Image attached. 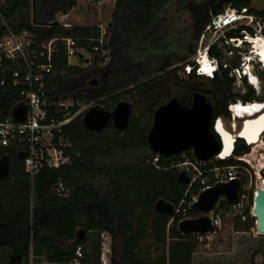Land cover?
Wrapping results in <instances>:
<instances>
[{"label":"trees","instance_id":"1","mask_svg":"<svg viewBox=\"0 0 264 264\" xmlns=\"http://www.w3.org/2000/svg\"><path fill=\"white\" fill-rule=\"evenodd\" d=\"M254 1L114 0L106 25L107 62L100 64L95 53L87 64L69 65L60 44L52 98L94 101V108L103 112H110L120 101L127 102L131 107L128 125L120 131L109 122L95 132L82 125L83 114H79L65 131L71 142V163L57 169L42 167L32 179L24 170L23 153L0 147V157L9 160V173L0 179V264H72L78 248L82 253L79 264H100L102 233L110 239L109 264L191 263L198 240L191 233H181L177 219L168 226L172 217L168 207H176L186 190L178 180V169L172 167L181 156H161L156 168L148 162L154 154L147 134L155 110L172 98L190 106L193 93L204 94L212 106L211 124L228 112V104L236 99H259L245 77L248 92L240 97L234 93L229 76L232 67H224L229 49L223 40L208 50L209 56L219 59L213 77L197 74L194 69L186 73L183 68L193 65L191 57L211 17L227 6L247 8L264 19V8L256 11ZM75 5L76 0H6L0 10L12 29L28 30L39 41L55 36L97 37V25L55 23L56 15L67 14ZM242 30L253 34L243 25L225 34L239 37ZM80 42L92 51V43ZM234 50L233 68L238 66L236 55L241 48ZM251 64L260 75L257 64ZM135 94L138 99L134 105L128 98L135 99ZM17 105L18 90L11 84L0 88V120L13 117ZM210 131L216 136L212 127ZM247 151L248 145L238 140L232 157ZM232 157H212V164H241ZM59 181L68 190L65 197L54 192ZM244 181L240 179V185ZM249 196L245 219L235 215V227L244 231L255 226V218L250 216L252 190ZM157 200L165 203L163 211L155 210ZM218 204L221 208L228 205L222 199ZM146 239L151 243H145ZM14 257H20L19 261Z\"/></svg>","mask_w":264,"mask_h":264},{"label":"built area","instance_id":"2","mask_svg":"<svg viewBox=\"0 0 264 264\" xmlns=\"http://www.w3.org/2000/svg\"><path fill=\"white\" fill-rule=\"evenodd\" d=\"M5 1L0 0V7L5 4ZM0 19L3 26L0 28V88H5L9 84L15 87L18 90L17 107H23V117L20 120L15 119L14 116L0 120V147L20 150L23 153L24 170L32 179L42 167L57 169L71 163L72 155L69 152L71 142L65 131L71 127L73 120L79 114H85L95 107L94 101L52 98L51 93L55 92L56 89L51 82L55 75L54 65L59 46L61 44L63 47V54L69 65H73L70 63L73 56H78L84 61V64H87L95 53V55H99V63L104 64L108 60L107 24L97 25L99 28L97 37L55 36L39 41L36 35L28 30L12 29L3 19L1 10ZM263 20L247 8L238 10L227 6L222 13L212 16L209 23L204 27L195 54L191 57L193 65H185L183 67L185 72L194 69L197 74L206 76L207 74L205 75L204 71H201L202 64L199 62V58L207 55L212 45L223 40L227 44L231 43L235 48H239L243 46V40L246 39V36H257L258 34L264 36ZM237 25L253 29V34L247 30H242L239 37H226V31L236 28L234 26ZM80 41L92 43V51H88L83 44H80ZM214 63L219 64V59L213 57L212 64ZM249 63V57H245L238 66L232 69L233 73L244 77ZM255 104L259 103L255 101L243 102L236 99L231 102L229 108L233 115V113L251 110ZM261 137L263 140L262 134ZM153 154L148 162L159 168L161 155ZM178 155L181 158L173 163L172 167L177 168L178 171H183L188 177V182L185 184L186 190L183 198L176 207H173L168 226L174 219H177L178 225L183 220L196 218L197 215L192 214L194 211L192 206L197 201L201 191L217 183H225L232 179L239 181L235 167L249 166L252 168L251 160H254V157H250V153L246 152L233 156L236 161L241 163L240 165L216 166L212 164V157L208 160H199L191 149ZM254 173L263 181L264 177L261 178V174L264 173V167H260ZM259 186L257 185L255 188ZM250 191V187L240 185L237 201L228 203L224 208L219 207L218 204L220 199H224H218L212 211L206 214L211 221L210 230L202 234L192 233L196 239L201 242L208 241L216 235L220 228V215L223 212L234 213L244 220V210L250 205ZM54 192L62 197L68 194V190L64 188L61 181L56 183ZM254 194L255 191L252 190V205ZM103 236L109 238L106 233H102L101 238ZM109 250L110 247L102 240L99 255L100 264H109ZM76 256L72 264H79L78 257L82 256L80 248L76 250ZM29 264L33 263L30 262ZM39 264L49 263L43 261Z\"/></svg>","mask_w":264,"mask_h":264},{"label":"water","instance_id":"3","mask_svg":"<svg viewBox=\"0 0 264 264\" xmlns=\"http://www.w3.org/2000/svg\"><path fill=\"white\" fill-rule=\"evenodd\" d=\"M253 7L256 11L264 8L263 0H255ZM55 23H59L55 21ZM212 106L202 93L195 92L192 96L190 106H183L174 98L158 107L153 115L152 126L147 134V142L151 152L161 156L172 157L179 153L191 149L195 157L199 160H208L216 156L220 160L227 159L232 156L235 144L238 140H242L245 144L250 145L240 134L244 129L247 121L256 120L264 116V107L261 111L254 113L245 118H236L242 120L237 133L233 132L239 128L228 129L226 133L230 136L231 150L228 154H222L225 148L224 134L222 128V118L217 117L211 124ZM131 107L127 102H118L112 111L103 112L96 108L87 111L81 117L82 125L91 131L100 132L109 122L117 130H124L129 121ZM15 119L20 120L23 117V107L19 106L13 111ZM235 119V117H234ZM225 125V123L223 122ZM212 127L216 136L210 131ZM264 131V127L258 134ZM257 134V135H258ZM254 141L258 140V136ZM232 136V137H231ZM9 173V160L6 156L0 157V179L5 178ZM178 180L186 184L188 177L183 171H179ZM240 183L236 179H232L225 183H217L209 187L198 196L197 201L193 204L194 211L201 213L200 216L193 219H186L178 223L177 228L181 233H205L211 228V221L206 215L211 212L216 205L218 199L223 198L227 203H235L237 201ZM165 203L157 200L154 208L157 211H163ZM168 213L173 212V207H168ZM251 214L255 218L256 230L258 234L264 235V191L257 189L253 196V207ZM19 261L20 257H17ZM14 264H18L14 263Z\"/></svg>","mask_w":264,"mask_h":264},{"label":"rangeland","instance_id":"4","mask_svg":"<svg viewBox=\"0 0 264 264\" xmlns=\"http://www.w3.org/2000/svg\"><path fill=\"white\" fill-rule=\"evenodd\" d=\"M113 1L114 0H76V5L69 11L67 17L62 18V14H58L56 15V20L61 24L67 22L71 26H90V24L106 25L111 17ZM262 25L264 28V20L262 21ZM238 26L239 25L234 27ZM227 46L229 51H227V58L223 60L225 62L224 67H232L229 72V76L233 78L232 88L234 93H238L237 97H240L241 94L247 93L250 87L244 85L243 77L233 73V66L231 64L233 54L231 53H236L234 50L235 46L231 43L227 44ZM239 48H241V53L236 55L238 64L242 62L245 57H249L252 51L251 45H248L247 43H244V45ZM81 61L84 62L78 56H73L70 63L76 65ZM253 61V63H255L256 59ZM257 69L260 72V75L251 70L250 67L247 70L248 72L252 71L251 73L255 75V77L253 75H249V78H251L250 81H255L254 88L252 86L251 88H253L254 94L260 97L264 92V90H262L264 85V68L258 65ZM245 81L247 82V78ZM137 99L138 95L135 94V99L128 98V102L135 105ZM138 107L139 106H137V108ZM112 109L110 111H112ZM138 112H140L139 109ZM220 117L223 122H225V126L228 129L235 130L236 128H239V121L234 119L233 115L229 112L224 113V115ZM233 123H235L236 128L233 126ZM108 132L111 133L110 128H108ZM262 136L264 140V132L262 133ZM261 138L262 137H260V140ZM247 152L250 153V157H254V160H251L253 167L237 166L235 167V170L237 172L238 179L240 180L244 178V185L247 188L250 187L251 190L256 192L257 188H255V186L260 185L261 180L255 176L254 171L258 170L260 167H264V141L262 142V145H248ZM262 177H264V173L261 174V178ZM200 215L201 213L197 212V217ZM250 216L253 215L250 214ZM235 222L236 217L234 213L223 212L220 215V228L217 234L208 241H198L190 264L264 263V235L257 233L256 224L249 231H244L237 229L235 227ZM101 240H103V242L110 247V239L107 238V236H103ZM145 243L149 244L151 243V240L146 239Z\"/></svg>","mask_w":264,"mask_h":264},{"label":"bare ground","instance_id":"5","mask_svg":"<svg viewBox=\"0 0 264 264\" xmlns=\"http://www.w3.org/2000/svg\"><path fill=\"white\" fill-rule=\"evenodd\" d=\"M246 39H248L253 44L251 46L252 47V51H251V55L249 56V60H251V58L257 59V56L258 55H261L262 53H264V36L263 35H259V34L257 36L250 35V36H246ZM262 59L264 60V58H262ZM199 62L202 64V68L205 67V66H208V67L211 68V71H212V69H213L212 68V64L210 65L207 62V60H205L204 57L199 58ZM247 68H249V65L247 66ZM245 72H248V70L246 69ZM204 74L206 75V74H210V73L204 72ZM249 77L250 76L245 77V78H247V84L250 85V86H252L254 88L255 85H254V83H252V81H250L251 78H249ZM254 101L255 102H258L259 104H255L254 105L255 107L253 109H251V110H246V111H243V112L233 113L235 119L236 118H242L243 119L245 117H248L250 115H253L254 113H256L258 111H261V109H263V107H264V102H262L260 100H254ZM221 122H222V127H218V129L222 128V130L226 133L225 130L227 128L223 124V121L222 120H221ZM233 126L235 127V123H233ZM234 127H231V128H234ZM263 127H264V116L259 117L256 120L247 121L246 122V125H245V127L242 130V132H241L240 135L242 137H244L246 140H248V142L251 143L250 145H252V144H256L257 146L258 145H262L263 140L262 139L260 140V137H261V134L264 131H262L260 134H258V132H259V129L261 130ZM239 130H240V128L237 129V130H235L233 132V134L234 133H237ZM256 135L258 136V140L257 141H254V139L256 138ZM224 141H225V148H224V150L222 152L223 156L226 155V154H228L230 152V150H231V148H229L230 147V144H229V142H230V136L227 135V133L224 134ZM263 186H264V179H263V181H261V184H260L259 188H257V189H262L264 191Z\"/></svg>","mask_w":264,"mask_h":264},{"label":"clouds","instance_id":"6","mask_svg":"<svg viewBox=\"0 0 264 264\" xmlns=\"http://www.w3.org/2000/svg\"><path fill=\"white\" fill-rule=\"evenodd\" d=\"M243 43H247L248 45L250 44L251 46L253 45L248 39H244V40H243ZM243 45H244V44H243ZM251 48H252V47H251ZM202 57H204L205 60H207V62H208L210 65L213 63V57L209 56V54H207V55H203ZM253 60H255V59L251 58L250 63H249V67H250L251 70L254 71V68L252 67V64H251V62H254ZM254 64H257V66L260 65V67H263V68H264V60L262 59V56H261V55H258V56H257V59H256V61H255ZM218 65H219V64H217V63L212 64L213 69H212L211 73H210V74H207L206 76H208V77H213V74H214L215 71H217V69H218ZM251 70H250V71H251ZM251 72H252V71H251ZM251 72H246V74H245L244 77H247V76H249L250 74L252 75ZM230 104H231V103L228 104V112L231 114V110H230V108H229Z\"/></svg>","mask_w":264,"mask_h":264},{"label":"snow or ice","instance_id":"7","mask_svg":"<svg viewBox=\"0 0 264 264\" xmlns=\"http://www.w3.org/2000/svg\"><path fill=\"white\" fill-rule=\"evenodd\" d=\"M261 55H262V58H264V53H262ZM201 71L211 73V68L208 67V66H205V67H203V68L201 69ZM253 83H255L254 80H253ZM237 107H239V106H237ZM253 107H255V106H253Z\"/></svg>","mask_w":264,"mask_h":264},{"label":"flooded vegetation","instance_id":"8","mask_svg":"<svg viewBox=\"0 0 264 264\" xmlns=\"http://www.w3.org/2000/svg\"><path fill=\"white\" fill-rule=\"evenodd\" d=\"M253 83V82H252ZM262 90H264V85H263V89ZM259 100H261L262 102H264V92H263V94L259 97ZM238 120V119H237ZM223 121V120H222ZM239 121V126L241 125V122H242V120H238ZM225 123V122H224Z\"/></svg>","mask_w":264,"mask_h":264},{"label":"crops","instance_id":"9","mask_svg":"<svg viewBox=\"0 0 264 264\" xmlns=\"http://www.w3.org/2000/svg\"><path fill=\"white\" fill-rule=\"evenodd\" d=\"M112 7H113V5H112ZM69 13V12H68ZM68 13L67 14H63L62 15V18H66L67 17V15H68ZM64 25H69V26H71L69 23H67V22H64L63 23ZM90 25H93V24H90Z\"/></svg>","mask_w":264,"mask_h":264}]
</instances>
